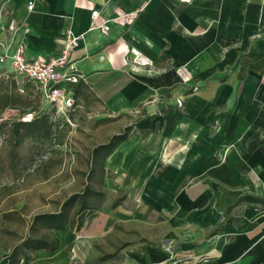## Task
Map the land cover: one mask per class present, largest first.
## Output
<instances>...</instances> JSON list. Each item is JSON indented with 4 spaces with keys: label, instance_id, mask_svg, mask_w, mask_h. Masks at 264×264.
I'll return each mask as SVG.
<instances>
[{
    "label": "crops",
    "instance_id": "crops-1",
    "mask_svg": "<svg viewBox=\"0 0 264 264\" xmlns=\"http://www.w3.org/2000/svg\"><path fill=\"white\" fill-rule=\"evenodd\" d=\"M92 9L98 22L118 12L137 14L103 31L89 28ZM240 13V0L237 8L236 0H0V40H10L2 27L11 20L22 24L28 31L18 30L12 46L23 39L28 57L56 54L64 28L81 34L72 57L85 80L72 86L71 116L81 144L77 157L91 164L76 173L100 171L102 187L88 185L109 193L101 205L90 198L96 216L86 217L88 228L77 235L54 230L55 251L37 249L19 264H71V255L81 257L74 251L83 241L78 236L96 235L101 215L110 233L119 223L143 221L148 210L169 224L165 237L176 254L204 253L192 264H264V85L253 57L242 52L244 37L235 27ZM130 47L150 65L135 66ZM235 62L234 70L222 71ZM127 126V138L102 159L97 146ZM117 191L123 199L113 206ZM131 244L125 261L133 255L146 263L138 242L123 241L107 254L126 256ZM0 264H7L5 256Z\"/></svg>",
    "mask_w": 264,
    "mask_h": 264
},
{
    "label": "rangeland",
    "instance_id": "rangeland-1",
    "mask_svg": "<svg viewBox=\"0 0 264 264\" xmlns=\"http://www.w3.org/2000/svg\"><path fill=\"white\" fill-rule=\"evenodd\" d=\"M240 5L241 13L235 16L236 32L241 30L244 37L242 52L253 57V64L259 73L256 75L257 81L264 85V43L260 41V38H264V0H240ZM235 68L236 62L227 64L222 71ZM195 85L197 87V83ZM5 100L7 103L4 105ZM6 108L47 111L43 109L36 84L13 74L7 64L0 63V111ZM56 115L61 120L62 114ZM75 129L76 126L71 127L63 122L51 123L48 134L44 136L30 134L23 128L16 133L11 125L0 127V258L9 253L22 238L31 235L30 226L35 214L58 210L68 194L85 181L91 187H102L104 181L100 171L95 169L88 174L76 173L77 166L86 171L90 169L91 163L90 158L77 157V149L81 144L75 138ZM29 168L33 170L29 171ZM108 177L113 178V182L118 179V176ZM121 195L122 191L115 194L117 198ZM108 196L105 191L95 202L101 205ZM76 209L77 206L72 209L71 219L75 218ZM90 213L89 210L80 212L88 220ZM149 215L150 210L139 223H119L110 233L109 220L101 215L100 222L93 227L96 235L87 238L78 236L77 239L83 241L74 251H80L81 257L71 255V264H159L165 256H169L165 264H192L191 260L197 262L206 257L201 252L193 255L192 259H187L186 254H176L174 241L165 237L170 227L165 218ZM134 226L142 231L141 236ZM65 229L79 234L73 230L74 227L72 230L69 227ZM41 232L43 230L37 229L32 234L39 235ZM141 238L146 241L139 242ZM123 241L140 243L145 248L141 256L146 263L138 261L133 255L129 256L128 262L125 261L128 254H132L134 244L123 249L126 256L119 251L114 257L103 258ZM132 259H136V263Z\"/></svg>",
    "mask_w": 264,
    "mask_h": 264
},
{
    "label": "built area",
    "instance_id": "built-area-1",
    "mask_svg": "<svg viewBox=\"0 0 264 264\" xmlns=\"http://www.w3.org/2000/svg\"><path fill=\"white\" fill-rule=\"evenodd\" d=\"M32 7L33 2L29 1L27 8L31 9ZM136 14V11L118 12L113 18L98 22L99 11L92 9L89 28H100L107 31L109 29L108 23L113 21L122 25L129 24ZM2 29L8 30L11 33V38L9 41L0 40V63L8 64L13 74L23 76L28 81L34 82L39 91L43 109L51 108L54 117L58 120L60 119L57 118L56 113H61L62 121L68 126L74 127L76 120L71 116L75 103L72 86L80 80H85V76L76 66L72 51L78 46L81 34H75L70 28H64L59 36V48L56 54L46 57H28L25 54L23 39L17 40L12 46L13 35L18 30H22L25 34L28 29L13 20L7 26H3ZM129 52L132 55L131 61L135 66L149 64V61L141 56L138 48L130 47ZM176 104L179 107L182 106L181 97L176 98ZM43 111H22L17 108H6L0 112V127L14 121L30 122ZM28 170L32 171L33 168Z\"/></svg>",
    "mask_w": 264,
    "mask_h": 264
},
{
    "label": "trees",
    "instance_id": "trees-1",
    "mask_svg": "<svg viewBox=\"0 0 264 264\" xmlns=\"http://www.w3.org/2000/svg\"><path fill=\"white\" fill-rule=\"evenodd\" d=\"M6 103L7 101L5 100L4 105ZM56 122H58V119L54 117L53 110L50 112L44 110L39 116L35 117L30 122L14 121L11 124H3V126L11 125L13 131L16 133H18L20 129L23 128L30 134L46 136L49 132L51 123L54 124ZM129 131L130 127H125L123 131L112 135L108 142L97 146L95 150L103 149V159L104 157L109 155V153L117 144L127 138ZM93 195L98 197L103 196V193L95 192L90 188L88 183H86L82 192H75L70 194L61 203L58 210L35 214L32 218V223L30 226L31 235L22 238V240L18 244L11 248L9 253L4 254V256L7 258V264H18L23 256L29 255L37 249H45L48 252L55 251L58 247L59 239L54 234V230H64L66 227H69L72 230V228L74 227L73 230L79 231L82 228H88L89 224L86 225V217L82 216L80 212L89 210L91 212L89 215L90 219L96 216V214L94 213L95 208H93L89 202L90 198ZM122 199L123 197L117 198L112 203V205H117ZM75 206H77L78 209H76V211L74 212L75 218L71 219V212ZM225 221L226 217L224 216L222 223H224ZM37 229H41L43 230V232H41V234L39 235H33L32 232L36 231ZM112 256L113 254H106L103 256V258L106 259Z\"/></svg>",
    "mask_w": 264,
    "mask_h": 264
}]
</instances>
